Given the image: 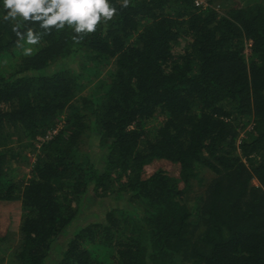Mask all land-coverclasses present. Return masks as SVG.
Wrapping results in <instances>:
<instances>
[{
  "label": "trees",
  "instance_id": "1",
  "mask_svg": "<svg viewBox=\"0 0 264 264\" xmlns=\"http://www.w3.org/2000/svg\"><path fill=\"white\" fill-rule=\"evenodd\" d=\"M208 1L110 0L94 33L37 22L30 45L0 0V203L22 204L7 264H264V0ZM156 159L180 176L145 177ZM95 198L104 218L79 223Z\"/></svg>",
  "mask_w": 264,
  "mask_h": 264
},
{
  "label": "clouds",
  "instance_id": "2",
  "mask_svg": "<svg viewBox=\"0 0 264 264\" xmlns=\"http://www.w3.org/2000/svg\"><path fill=\"white\" fill-rule=\"evenodd\" d=\"M129 0H124L123 7H128ZM6 11L5 20L24 21L27 24L40 23V27L51 31L50 26L64 28L74 27L77 33L86 31L94 33L103 22L111 21L117 13V8L110 0H3ZM20 23H14L13 31L18 40L25 39V32L20 30ZM77 42L78 37H73ZM26 42L35 45L40 42V36L35 29L27 27ZM25 55H31L32 49H25Z\"/></svg>",
  "mask_w": 264,
  "mask_h": 264
},
{
  "label": "rangeland",
  "instance_id": "3",
  "mask_svg": "<svg viewBox=\"0 0 264 264\" xmlns=\"http://www.w3.org/2000/svg\"><path fill=\"white\" fill-rule=\"evenodd\" d=\"M229 3H231V1L229 0H214L213 5L218 8L219 12L223 13L228 10ZM203 4L207 6L209 5V1L203 0ZM181 50H182L181 45L178 47H175V52H179ZM250 53H251V48L249 44H247V48H246L247 57H249ZM2 62L5 63L4 60H2ZM8 62H6V64ZM69 64H70L69 66H71L72 68L79 69V65H80L79 63L70 62ZM53 65H54L53 66L54 68L58 66L57 63ZM163 119H164L163 116L158 117L156 119V122L163 120ZM99 139L100 137L97 133L89 132V135L85 138V141L83 143V146H82L83 150H90L91 152H93L96 148V145L99 143ZM95 151H98V150H95ZM160 168L166 170L169 174L175 177L180 176L181 165L179 163L171 162L167 159H156L151 164L147 165L145 168L146 171H145L144 176L148 177L152 173H154L157 169H160ZM29 175H30L29 167L23 166L17 169V178L19 181L29 177ZM255 183H257V181H255ZM180 187L183 188L185 191L184 197H185L187 204L190 207H193L194 203L196 202L195 196H197L198 193L202 194L203 187H200V185L196 181H194V184L191 187H186L185 184L181 182ZM97 202L98 201L95 198L94 200L86 201L84 203L85 204L84 211L80 214V217H79L80 221L78 220L79 223L84 221L83 220L85 219L84 217L89 218V219H94V221L102 217L104 218L105 215L103 211H105V208L109 207V205L105 206ZM96 214H100V215L97 217ZM21 216H22V204L20 201H15L12 203H7V204L0 203V236L3 237L0 243V246H1L0 247L1 249L0 257L1 256L5 257L2 264L8 263L11 252L15 250V248L17 247L19 243V240H20L19 227H20ZM75 220L72 222V224L75 222ZM72 224L71 226H73ZM62 239L64 241L67 240L66 238H62Z\"/></svg>",
  "mask_w": 264,
  "mask_h": 264
},
{
  "label": "built area",
  "instance_id": "4",
  "mask_svg": "<svg viewBox=\"0 0 264 264\" xmlns=\"http://www.w3.org/2000/svg\"><path fill=\"white\" fill-rule=\"evenodd\" d=\"M195 4L197 6H201V5H204L203 4V0H194ZM60 128V125H58L56 128H54L53 130H50L48 132V134L45 136V137H40L39 140L43 141V140H47V139H50L55 133H57V131L59 130Z\"/></svg>",
  "mask_w": 264,
  "mask_h": 264
}]
</instances>
